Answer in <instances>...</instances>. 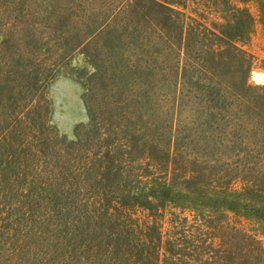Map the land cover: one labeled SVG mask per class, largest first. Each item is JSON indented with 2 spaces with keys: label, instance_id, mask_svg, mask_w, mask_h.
<instances>
[{
  "label": "trees",
  "instance_id": "1",
  "mask_svg": "<svg viewBox=\"0 0 264 264\" xmlns=\"http://www.w3.org/2000/svg\"><path fill=\"white\" fill-rule=\"evenodd\" d=\"M187 1L0 0V264H264V83ZM80 48L67 140L31 108Z\"/></svg>",
  "mask_w": 264,
  "mask_h": 264
},
{
  "label": "rangeland",
  "instance_id": "2",
  "mask_svg": "<svg viewBox=\"0 0 264 264\" xmlns=\"http://www.w3.org/2000/svg\"><path fill=\"white\" fill-rule=\"evenodd\" d=\"M250 4L227 0L226 4L217 2L209 5L205 1L188 0L185 12L193 17H205L207 26L219 27L225 18L238 22L245 30L242 42H237L253 56V66L248 73V83H264V10L258 11ZM254 13L256 21L252 22L247 12ZM239 16L238 19L232 15ZM241 17V18H240ZM95 67L88 60L83 48L76 50L63 67L44 87L40 97L32 106L34 116L43 124V130H51L67 140H75L76 132L89 121L86 96ZM176 70L173 72V89H177ZM175 83V84H174ZM25 125V124H24ZM24 129V128H23ZM257 225L256 220H249Z\"/></svg>",
  "mask_w": 264,
  "mask_h": 264
}]
</instances>
